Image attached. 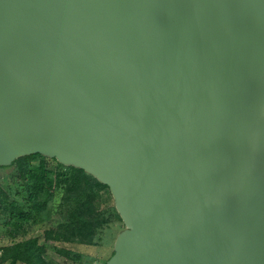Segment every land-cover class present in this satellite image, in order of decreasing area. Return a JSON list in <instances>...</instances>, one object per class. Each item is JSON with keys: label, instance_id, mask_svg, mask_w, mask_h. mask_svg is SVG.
<instances>
[{"label": "water", "instance_id": "obj_1", "mask_svg": "<svg viewBox=\"0 0 264 264\" xmlns=\"http://www.w3.org/2000/svg\"><path fill=\"white\" fill-rule=\"evenodd\" d=\"M108 187L104 264H264V0H0V167Z\"/></svg>", "mask_w": 264, "mask_h": 264}, {"label": "trees", "instance_id": "obj_2", "mask_svg": "<svg viewBox=\"0 0 264 264\" xmlns=\"http://www.w3.org/2000/svg\"><path fill=\"white\" fill-rule=\"evenodd\" d=\"M2 168H13L17 180L0 188V264H56L45 256L50 245L58 255L79 261L78 253L57 245L98 246L101 233L121 221L108 187L81 169L39 154ZM52 215L55 223L41 224ZM38 224L45 226L42 233L29 236Z\"/></svg>", "mask_w": 264, "mask_h": 264}, {"label": "rangeland", "instance_id": "obj_3", "mask_svg": "<svg viewBox=\"0 0 264 264\" xmlns=\"http://www.w3.org/2000/svg\"><path fill=\"white\" fill-rule=\"evenodd\" d=\"M49 164V163H48ZM15 170L13 168H2L0 169V188H5L10 182L16 181L14 175ZM57 217L52 215L50 219L45 220L43 223L46 227L55 223ZM38 224L34 226L33 230L29 231V236H38L42 233L44 227ZM124 228L121 221H113L109 227H107L103 233H101L102 241H97L100 245L83 249L76 245H57L59 248H69L72 251L78 253L81 256L79 261H70L60 255H58L55 249L50 245L46 251V258L53 260L56 264H103V262L110 256L113 250V242L117 234ZM0 244L2 242L0 241Z\"/></svg>", "mask_w": 264, "mask_h": 264}]
</instances>
